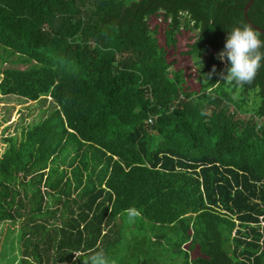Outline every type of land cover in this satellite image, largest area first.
<instances>
[{
    "label": "trees",
    "instance_id": "obj_1",
    "mask_svg": "<svg viewBox=\"0 0 264 264\" xmlns=\"http://www.w3.org/2000/svg\"><path fill=\"white\" fill-rule=\"evenodd\" d=\"M250 1L0 0V48L28 67L0 69V93L53 99L5 140L0 225L22 234L4 261L121 264L111 258L139 219L175 251L165 259L264 264V60L237 85L217 57L231 28L252 27ZM249 19L264 29V0ZM184 31L196 32L182 53L203 73L199 92L168 56Z\"/></svg>",
    "mask_w": 264,
    "mask_h": 264
},
{
    "label": "rangeland",
    "instance_id": "obj_2",
    "mask_svg": "<svg viewBox=\"0 0 264 264\" xmlns=\"http://www.w3.org/2000/svg\"><path fill=\"white\" fill-rule=\"evenodd\" d=\"M162 21V20H161ZM166 25H163V30H165ZM163 32V31H162ZM196 36V32H182L180 34V40L178 43L177 49H170L168 56L170 61H173L172 70L178 71L183 69V76L186 80V87L190 88L191 91H200L201 86V76L203 75L202 71L195 64V60L192 57L183 56L184 53L190 50V44H193L194 41L191 39ZM161 43H165L164 32L162 34ZM12 59L8 57V53L5 52L4 48H0V69L7 70L10 68H20L27 69V66L22 65H13ZM7 61V62H6ZM0 79V83H1ZM212 92V89L209 90ZM51 99L48 102H27L17 96L5 97L0 93V158L4 155L6 150L9 148V145L5 142L6 138L9 136L17 137L19 141L22 140V130L27 126L39 122L40 118L48 115L51 110ZM255 106L252 104V108ZM251 115V114H250ZM250 115H247L249 119ZM129 218V216L124 215L119 219V224L121 220ZM129 221L133 222L135 219L130 218ZM142 221L137 219L131 226L127 228L126 235L127 239L122 242L121 246L122 251L117 254L119 257H112L111 260L114 263L120 262L121 264H183L185 262L184 257H178L177 260H169L170 258L165 259V257L174 256L175 251L173 249L161 251V245L157 242L156 234L147 229H141L140 223ZM22 224H14L13 222H6L0 225V260L3 259V254L5 252V244L9 237L12 240H16V248L20 246V237L22 234ZM12 233V234H11ZM115 237L117 232H113ZM138 237L146 238V243L144 248H142ZM14 243V242H13ZM166 243V242H165ZM132 248V253L130 249ZM124 249V250H123ZM136 249V250H135ZM129 253H128V252ZM20 253V249L14 251V256ZM194 258L201 256L199 250L192 252ZM12 258V256H11ZM6 259L3 264H19L18 261L11 263L10 259ZM123 259L124 261H120Z\"/></svg>",
    "mask_w": 264,
    "mask_h": 264
},
{
    "label": "clouds",
    "instance_id": "obj_3",
    "mask_svg": "<svg viewBox=\"0 0 264 264\" xmlns=\"http://www.w3.org/2000/svg\"><path fill=\"white\" fill-rule=\"evenodd\" d=\"M262 50H264V39L252 27L243 24L231 28L227 33L224 48L217 54L218 59L223 62L224 69L227 68L226 73H221L223 80L237 85L250 83L262 66L261 61L264 60ZM49 99L53 104V99L49 97L48 101ZM191 256L194 258L192 253ZM93 264H103V260L94 258Z\"/></svg>",
    "mask_w": 264,
    "mask_h": 264
},
{
    "label": "water",
    "instance_id": "obj_4",
    "mask_svg": "<svg viewBox=\"0 0 264 264\" xmlns=\"http://www.w3.org/2000/svg\"><path fill=\"white\" fill-rule=\"evenodd\" d=\"M255 1H256V0H251V1L249 2V4L247 5V7L245 8L246 19H247V21L249 22V24H250L253 28L259 30V31L262 32V33H264V29L260 28L259 26L255 25L254 23H252L251 20L249 19V11H250L251 7L253 6V4L255 3Z\"/></svg>",
    "mask_w": 264,
    "mask_h": 264
},
{
    "label": "bare ground",
    "instance_id": "obj_5",
    "mask_svg": "<svg viewBox=\"0 0 264 264\" xmlns=\"http://www.w3.org/2000/svg\"><path fill=\"white\" fill-rule=\"evenodd\" d=\"M12 59V58H11Z\"/></svg>",
    "mask_w": 264,
    "mask_h": 264
},
{
    "label": "crops",
    "instance_id": "obj_6",
    "mask_svg": "<svg viewBox=\"0 0 264 264\" xmlns=\"http://www.w3.org/2000/svg\"><path fill=\"white\" fill-rule=\"evenodd\" d=\"M28 127V126H27Z\"/></svg>",
    "mask_w": 264,
    "mask_h": 264
}]
</instances>
